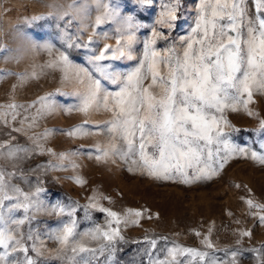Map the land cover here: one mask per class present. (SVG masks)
I'll return each instance as SVG.
<instances>
[{"label":"snow or ice","instance_id":"6c2138e0","mask_svg":"<svg viewBox=\"0 0 264 264\" xmlns=\"http://www.w3.org/2000/svg\"><path fill=\"white\" fill-rule=\"evenodd\" d=\"M134 3L151 6L153 0H134ZM95 4L103 11L96 16L92 27H99L108 20H117L121 25L116 47L105 44L98 54L89 56L91 71L74 64L64 52L48 65L59 68L65 80L74 79L84 86V91L78 93L80 102L76 111L85 115L101 110L111 114L103 126H95L97 134L103 131L109 136L106 146H95L98 153L95 159L115 163L118 158L130 165V172L139 171L158 180L185 184L212 179L235 157L251 158L264 165V141L259 144L260 151L250 144L241 146L235 143L232 136L241 129L236 128L227 116L228 112L243 110L248 116L259 119V127L255 130L257 135L264 133V119H260L250 107L256 94L264 95V0H253L254 15H250L248 0H198L194 26L187 35L179 37L180 47L177 42H172L163 49L157 47V42L168 41L171 32L179 27L183 0H160L158 15L151 25L137 22L132 15L120 17L118 9L103 0H95ZM89 8L88 0H83L80 5L73 3L69 5L71 11L61 12L59 18L87 16ZM40 19L45 17L36 16L32 21ZM67 23L70 25L72 20ZM141 27H150L151 33L143 41V51L136 66L123 72L105 63L110 59H136L132 48L136 42L135 31ZM163 29H167L169 35H165ZM61 39L67 48H89L93 43L91 37L86 43H78L66 30L62 31ZM47 47L51 50L52 46ZM6 74L0 73V76ZM31 77L38 78L36 73ZM27 78V74L20 75L21 80ZM102 81L116 85L118 90L108 91ZM38 103L40 109L32 117L29 127L35 126L38 118L54 111L49 96L40 97ZM20 107L15 103L7 105V111L0 113V119L7 123V117L11 115L15 120ZM72 110L68 109L69 112ZM85 124L67 130L66 134L70 137L92 135ZM50 134L46 130L31 137L41 155L45 151L57 155L39 143ZM5 147L7 151H4ZM29 152L30 149L20 146L0 145V159L16 161L21 158V153L26 156ZM79 154L60 153V163L44 167L63 170L62 162ZM73 167L77 165L73 164ZM15 175L14 172L6 173L0 166V249L3 250L0 251V264H39L29 252L34 251L38 257L45 255L44 250L35 245L30 249L25 243L26 239H32L31 233L25 237L19 231L20 226L33 219L32 212L44 210L68 217L50 233V239L59 245L55 257L64 264H102L101 257L105 253H108L107 262L111 264L117 244L128 243L121 226L140 224L143 215L140 210L130 208L121 214L103 207L94 195L83 206L85 218L91 219L90 210L94 209L106 214L105 224H95L82 233L78 232L76 213L81 207L78 203H56L48 209L35 199L45 190L37 187L33 193L24 192L10 182ZM73 179L80 185L86 183L80 177ZM13 200L16 203L5 208V201ZM246 203L249 214L264 225V214H261L264 213V204L252 199ZM20 209L24 218L13 220L10 214ZM210 234L211 229L209 236L201 242L207 249H214ZM238 235L251 238L252 233L241 230ZM158 242L157 238L148 236L142 241H132L147 245L144 249L147 264H238L237 258L241 255L238 249L225 250L228 259H222L212 251L173 245L166 249L164 259H159L152 255ZM241 242L237 241L238 244ZM250 251L256 253L257 264H264V249ZM17 252L23 254V259L9 260Z\"/></svg>","mask_w":264,"mask_h":264},{"label":"rangeland","instance_id":"374dc122","mask_svg":"<svg viewBox=\"0 0 264 264\" xmlns=\"http://www.w3.org/2000/svg\"><path fill=\"white\" fill-rule=\"evenodd\" d=\"M103 2L117 8L120 17L132 15L137 22L145 25L155 22L160 4V0H153L151 6H140L134 0ZM73 3L80 5L83 0H0V49H3L0 51V73H7L0 76V113L7 111V105L12 103L22 106L17 109L19 115L15 120L11 115H8L7 123L0 119V145L11 144L13 147L30 149L26 156L21 153V158L16 161L0 159V166L6 173L16 174L10 182L28 193L35 192L37 187L43 188L45 191L35 199L43 202L48 209L56 203H78L81 207L76 213L77 231L81 233L95 224H105L106 214L94 209L90 210L91 219L85 218L83 206L94 195L103 207L121 214L130 208L140 210L143 215L139 226H121L128 243L117 244L111 264H147L148 257L144 251L147 245L132 243L135 240L142 241L145 236L159 240L152 253L154 258L164 259L167 248L180 245L212 251L222 259H228L225 250L238 249L241 252L237 258L238 264H257L256 253L250 250L264 249V225L249 214L246 201L252 199L264 204V165L251 158L235 157L212 179L185 184L158 180L139 171L130 172V165L118 158L115 163L95 159L98 154L95 146L99 144L103 147L109 143L108 134L103 131L97 134L95 126H103L111 114L102 110L88 115L76 111L80 102L78 93L84 91V86L74 79L65 80L59 68H50L48 65L64 52L74 64L91 71L88 57L98 54L105 44L115 48L121 25L117 20H108L99 27H92L96 16L103 11L102 8L97 9L95 0H88L90 8L87 16L60 19L59 14L71 11L69 5ZM197 5L198 0H183L179 27L171 32L168 41H158V48L163 49L172 42H177V47H180L179 37L187 35L194 26ZM248 7L250 15H254L253 0H248ZM36 16L45 19L33 22L32 18ZM68 20H72L70 25ZM63 30L78 43H86L89 37L93 43L89 48H67L61 39ZM163 31L169 35L167 29ZM150 33V27L135 31L136 42L132 51L136 59H110L105 63L119 71L131 70L138 63L143 41ZM48 45L52 46L51 50ZM32 73H36L38 78H32ZM21 74H27L29 78L21 80ZM102 83L108 91L118 90L116 85ZM43 96H49L54 111L38 118L36 125L29 127L32 117L40 109L38 101ZM250 107L259 114L260 119H264V95L256 94ZM70 108L73 109L71 112L68 111ZM227 116L236 128L241 129L233 134V141L241 146L250 144L260 151L259 144L264 141V133L257 135L255 131L259 127V119L248 116L243 110L228 112ZM85 121L88 123L85 124ZM81 124H85L93 134L79 137L66 134L67 130ZM46 130L51 134L39 143L44 149L54 150L57 153L55 156L47 151L41 155L40 149L31 139ZM4 151H7L6 147ZM76 152L80 154L62 162L65 166L63 170L44 167L60 163V153ZM73 164L77 167H73ZM74 177H80L86 183L80 185ZM13 203L16 201H5V208ZM10 215L13 220H20L25 214L20 209ZM30 215L33 219L20 226L19 231L25 237L31 233L32 239H26L25 243L30 249L35 245L44 250L45 255L38 257L34 251H30L29 255L36 258L39 264H64V261L55 257L59 245L50 239V233L66 222L68 217L52 215L44 210ZM12 227L15 230V226ZM210 229L214 249H207L201 242L209 236ZM241 230L251 231V238L240 237L238 232ZM161 237L167 239H159ZM238 240L242 242L238 244ZM107 258L108 253H105L101 257L102 264H108ZM13 259L22 260L23 254L14 253L9 257V260Z\"/></svg>","mask_w":264,"mask_h":264}]
</instances>
